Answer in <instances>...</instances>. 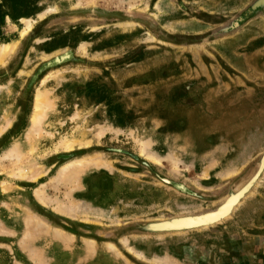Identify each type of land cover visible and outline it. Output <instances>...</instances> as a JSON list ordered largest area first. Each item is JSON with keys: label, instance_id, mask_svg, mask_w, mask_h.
Wrapping results in <instances>:
<instances>
[{"label": "rangeland", "instance_id": "obj_1", "mask_svg": "<svg viewBox=\"0 0 264 264\" xmlns=\"http://www.w3.org/2000/svg\"><path fill=\"white\" fill-rule=\"evenodd\" d=\"M255 1L0 0V264L264 257Z\"/></svg>", "mask_w": 264, "mask_h": 264}, {"label": "bare ground", "instance_id": "obj_2", "mask_svg": "<svg viewBox=\"0 0 264 264\" xmlns=\"http://www.w3.org/2000/svg\"><path fill=\"white\" fill-rule=\"evenodd\" d=\"M7 52H9V45L7 44V43H2L1 45H0V61L2 60V59H4V57H6L7 55ZM42 96H43V94H42V92H40L39 91V89L38 90H36V92L34 93V106H33V112L31 113V116H30V122H32V124H34L38 119H39V114H40V107L42 108V103H43V99H44V97L42 98ZM45 100V99H44ZM41 114H42V110H41ZM72 139L71 140H69L68 141V143L66 142V141H64L65 143L64 144H62L63 145V147L65 146V148L64 149H68L69 147H71V144H72V142H74V141H72ZM29 143V142H28ZM75 143V142H74ZM73 143V144H74ZM13 145V144H12ZM14 145H16V143L14 144ZM28 146V149L30 148L29 146H30V144H28L27 145ZM27 146H26V148H27ZM15 147V146H14ZM11 148H13V146H11ZM16 148H17V146H16ZM31 149V148H30ZM12 150H15L14 148L12 149ZM20 150H21V147H20ZM32 150V149H31ZM71 150V149H70ZM16 151V150H15ZM144 152V151H143ZM14 153V154H13ZM11 154H13L15 157H16V152H12L11 151ZM150 154V153H149ZM9 155H10V153H9ZM147 157V156H146ZM149 157H151V156H149ZM148 157V158H149ZM11 158H13V156L11 155ZM154 159V157H151V159ZM83 158H81V160H82ZM152 159V160H153ZM155 160H156V162H157V160H158V158H157V156H156V158H155ZM154 160V161H155ZM82 163H83V161H80V160H78V161H76V162H73V163H71V164H69V165H66V166H68V168L66 169V171L63 173V174H67L66 176L67 177H72L71 176V174L73 175V173H72V169H70L72 166H81L82 165ZM66 166H64V167H66ZM229 199V200H228ZM224 203V205L223 206H221L216 212H212V213H208V214H206V215H204L203 217H199V218H179V219H177V220H175V221H172L171 223H168L170 226H177V225H179V224H183V225H185V224H196V223H206V222H211V221H213V220H216V219H218V218H220L222 215H224V214H226L227 213V211L229 210V208H230V206H231V204H232V202H234V199L235 198H233V197H231V198H228Z\"/></svg>", "mask_w": 264, "mask_h": 264}, {"label": "crops", "instance_id": "obj_3", "mask_svg": "<svg viewBox=\"0 0 264 264\" xmlns=\"http://www.w3.org/2000/svg\"><path fill=\"white\" fill-rule=\"evenodd\" d=\"M223 257L214 256L212 259L207 261V264H250L248 261H244V259H239L235 257H229L228 259L221 260ZM253 264H264V257H258L256 261H252Z\"/></svg>", "mask_w": 264, "mask_h": 264}, {"label": "water", "instance_id": "obj_4", "mask_svg": "<svg viewBox=\"0 0 264 264\" xmlns=\"http://www.w3.org/2000/svg\"><path fill=\"white\" fill-rule=\"evenodd\" d=\"M259 3H261V4L263 5V4H264V0H260ZM259 3H257V2L255 3V2H254V3L252 4V7L254 8V7L258 6Z\"/></svg>", "mask_w": 264, "mask_h": 264}, {"label": "flooded vegetation", "instance_id": "obj_5", "mask_svg": "<svg viewBox=\"0 0 264 264\" xmlns=\"http://www.w3.org/2000/svg\"><path fill=\"white\" fill-rule=\"evenodd\" d=\"M256 2H257V3H259V2H260V0H256V1H255V3H256ZM253 3H254V2H253ZM258 6H262V4H261V3H259V5H258ZM258 6L254 7V8H257ZM252 8H253V7H252ZM254 8H253V9H254Z\"/></svg>", "mask_w": 264, "mask_h": 264}]
</instances>
